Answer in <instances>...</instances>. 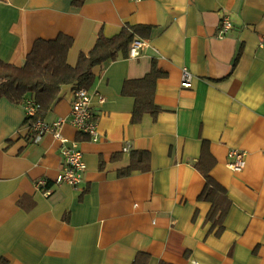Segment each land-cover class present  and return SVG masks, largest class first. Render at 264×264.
I'll use <instances>...</instances> for the list:
<instances>
[{"label": "crops", "instance_id": "obj_1", "mask_svg": "<svg viewBox=\"0 0 264 264\" xmlns=\"http://www.w3.org/2000/svg\"><path fill=\"white\" fill-rule=\"evenodd\" d=\"M223 14L232 27L218 37ZM124 25L144 26L147 45L93 68L97 139L59 127L82 151L76 186L55 181L60 141L32 142L22 105L0 97V264H264V0H0V62L22 66L36 39L61 33L74 65ZM152 63L164 72L161 110L135 123L123 85ZM73 91L60 86L47 122L68 118ZM235 148L246 152L240 171L227 165ZM199 159L230 201L221 226L198 198Z\"/></svg>", "mask_w": 264, "mask_h": 264}, {"label": "trees", "instance_id": "obj_2", "mask_svg": "<svg viewBox=\"0 0 264 264\" xmlns=\"http://www.w3.org/2000/svg\"><path fill=\"white\" fill-rule=\"evenodd\" d=\"M143 29L142 25H124L113 36L99 34L92 48L79 53L74 65L67 62V52L72 45L70 36L60 33L52 39H36L22 66L0 62V97H6L22 107L27 100L38 105L35 114L26 115L25 118L32 138L35 134L31 130L32 123L38 119L46 121L45 116L58 98L61 85L72 84L74 88L89 87L94 79L93 68L115 59L118 52L127 54L128 45L132 40L139 39L137 36L142 35ZM163 75L164 72L152 63L150 72L143 77L125 81L124 93L134 98L132 122H139L144 113H149L155 118L161 110L154 102V90L156 80ZM205 149L204 146L201 156L206 154ZM203 162V159H199L196 164L205 180L198 198L211 202L206 218L221 226L230 201L225 188L209 175L210 168ZM135 165L137 164H131L120 174H128Z\"/></svg>", "mask_w": 264, "mask_h": 264}, {"label": "built area", "instance_id": "obj_3", "mask_svg": "<svg viewBox=\"0 0 264 264\" xmlns=\"http://www.w3.org/2000/svg\"><path fill=\"white\" fill-rule=\"evenodd\" d=\"M140 1V0H134ZM232 27L229 15L223 14L219 26H218V37H223ZM147 45L145 40L134 39L130 43L128 48L129 57H137L141 53V49ZM258 46L264 49V35L261 37ZM193 76L187 68L182 69L180 85L182 87L192 86ZM103 96L99 97V102H103ZM26 115H33L38 109V105L27 100L23 106ZM68 121L77 131L80 133L88 134L93 140L97 139V119L91 109V93L87 87L74 88L73 98L69 116L67 119L60 118L52 122H46L38 119L32 123L31 130L34 131V136L31 138L32 142H38L41 137L49 132L60 141L61 148L60 153L62 154V162L55 178L57 183H66L68 185L76 186L83 178V173L86 169L85 163L82 159V151L78 148V141H70L66 137L62 136L59 131V127L64 122ZM124 150L129 149V145L126 144ZM246 152L242 149H233L228 153L227 165L234 171H240L245 165ZM40 184L44 181L40 180ZM49 189L44 191V194H48Z\"/></svg>", "mask_w": 264, "mask_h": 264}]
</instances>
